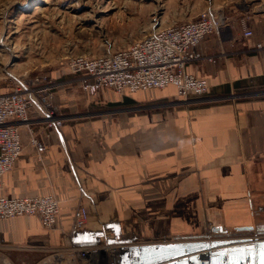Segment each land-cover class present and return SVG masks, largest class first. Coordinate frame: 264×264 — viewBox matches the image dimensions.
Masks as SVG:
<instances>
[{
  "label": "crops",
  "instance_id": "crops-1",
  "mask_svg": "<svg viewBox=\"0 0 264 264\" xmlns=\"http://www.w3.org/2000/svg\"><path fill=\"white\" fill-rule=\"evenodd\" d=\"M254 1L219 0L209 10L224 23L187 67L208 81L205 102L186 103L174 86L91 96L63 79L53 89L63 125L54 129L36 97L30 122L18 123L23 151L0 195H55L59 222L44 229L35 216L1 219L0 251L74 264L76 247L191 236L206 226L264 232V0ZM80 207L86 223L73 229Z\"/></svg>",
  "mask_w": 264,
  "mask_h": 264
},
{
  "label": "built area",
  "instance_id": "built-area-1",
  "mask_svg": "<svg viewBox=\"0 0 264 264\" xmlns=\"http://www.w3.org/2000/svg\"><path fill=\"white\" fill-rule=\"evenodd\" d=\"M222 17L205 11L193 21L166 27L146 35L130 47L111 55L97 58L76 57L69 61L68 70L79 77L82 90L94 96L101 89H112L120 95L134 94L151 89H165L174 86L178 95L186 103L205 102L209 91L206 79L197 78L187 72V67L202 60L199 45L223 25ZM245 36L253 32L244 23ZM260 46V45H259ZM214 62V57H207ZM47 76L37 77L28 85L19 83L10 91L0 93V191H3V178L13 169L23 151L18 123L28 124L36 102L40 100L45 109L46 127L60 128L63 120L52 105L53 87ZM43 83H45L43 85ZM38 98V100L36 99ZM33 143L36 140L33 139ZM24 216H35L44 229L57 226L60 217V201L55 195L16 198L0 195V220ZM87 219L85 208L75 212L73 229L82 228ZM214 233L210 227L204 235L179 238L172 241H139L132 243L88 245L76 247L75 255L82 264H147L145 261L154 256L146 250L151 246L204 243L206 247L177 257L157 259L149 264H213L216 253L226 251V256L217 264L230 262V252L234 258L237 251L264 242V232L257 230L242 231L245 236H237L241 231ZM232 236V237H228ZM223 244H216L221 243ZM253 255L235 264H256Z\"/></svg>",
  "mask_w": 264,
  "mask_h": 264
},
{
  "label": "rangeland",
  "instance_id": "rangeland-1",
  "mask_svg": "<svg viewBox=\"0 0 264 264\" xmlns=\"http://www.w3.org/2000/svg\"><path fill=\"white\" fill-rule=\"evenodd\" d=\"M218 2L219 0H0V93L10 91L19 83L28 85L31 80L41 76H47L48 81L45 82H50L55 87L63 79H74V83L79 84V77L71 74L67 67L71 59L111 55L157 30L193 21ZM259 2L260 0H255L249 4ZM58 71L62 74L60 80L57 78V83H54ZM54 100L55 98L52 99V105L55 107ZM209 228L210 226H206L202 233L195 232L191 236L145 241H172L204 235ZM245 235L246 232L237 234L238 237ZM5 253L13 256V264H37L43 258L41 254L6 251H0V256ZM63 261L58 258L54 264H64ZM73 263L82 262L79 260Z\"/></svg>",
  "mask_w": 264,
  "mask_h": 264
},
{
  "label": "water",
  "instance_id": "water-1",
  "mask_svg": "<svg viewBox=\"0 0 264 264\" xmlns=\"http://www.w3.org/2000/svg\"><path fill=\"white\" fill-rule=\"evenodd\" d=\"M237 231H252L254 230L253 227H240L236 229ZM214 231H220L224 232L223 228L221 227H215ZM224 242L221 243H216V244H223ZM206 247L204 243H190L188 245H183V244H175V245H162V246H151L149 248H146V250L153 252L154 254L159 253L160 257L154 256L153 258H149L145 261V263L149 264L157 259H167L171 257H177L179 255L185 254V253H191L197 249ZM226 251L227 250H222L216 253V256H214L215 260L213 264H217L216 261H219L223 259L226 256ZM236 251L230 252V262L231 263H238L240 260H245L249 254H252L254 257V261L256 264H264V242H261L255 246H248L241 248L237 251L239 254L237 258L233 257V253Z\"/></svg>",
  "mask_w": 264,
  "mask_h": 264
},
{
  "label": "bare ground",
  "instance_id": "bare-ground-1",
  "mask_svg": "<svg viewBox=\"0 0 264 264\" xmlns=\"http://www.w3.org/2000/svg\"><path fill=\"white\" fill-rule=\"evenodd\" d=\"M27 7H28V6L26 5V8H27ZM241 232H242V231H241ZM223 233H225V232H223ZM214 234H216V235L218 234V236H222V234L220 233V231H215Z\"/></svg>",
  "mask_w": 264,
  "mask_h": 264
}]
</instances>
